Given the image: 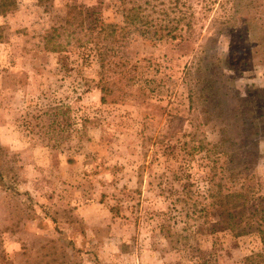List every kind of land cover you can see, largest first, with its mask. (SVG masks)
Instances as JSON below:
<instances>
[{"label": "rangeland", "instance_id": "obj_1", "mask_svg": "<svg viewBox=\"0 0 264 264\" xmlns=\"http://www.w3.org/2000/svg\"><path fill=\"white\" fill-rule=\"evenodd\" d=\"M5 2L0 264H202V252L213 254L214 264H247L264 254L258 233L234 237L215 227L210 234L218 220L205 197L223 160L215 165L188 138L197 128L216 143L223 129L235 136L245 112L248 119L262 113L260 15L244 14L220 34L212 21L229 16L234 0H209L195 10L191 42L136 37L127 50L135 83L102 103L97 65L85 60L79 42L68 45L51 33L65 7L97 0ZM98 6L106 23L122 25L118 0ZM206 70L213 97L200 93L191 105L189 86L202 89ZM255 126L260 134L239 155L252 175L245 197L261 206L264 123ZM233 138L245 146V133ZM232 189L241 191L238 183ZM203 206L209 209L197 213Z\"/></svg>", "mask_w": 264, "mask_h": 264}, {"label": "trees", "instance_id": "obj_2", "mask_svg": "<svg viewBox=\"0 0 264 264\" xmlns=\"http://www.w3.org/2000/svg\"><path fill=\"white\" fill-rule=\"evenodd\" d=\"M102 1L104 0H97V6L92 7H65L64 17L59 21L61 27L53 28L51 33L56 39H64L68 45H72L73 42L81 44L79 48H82L85 60L94 62L101 73L98 87L102 93L101 102L105 103L115 89L124 96L126 88L135 83V68L129 63L127 50L136 37L155 42L163 40L178 41V44L191 42L192 27L196 20L195 10L200 5L206 9L209 0H118L122 16L121 26L108 24L103 20L98 11V5H101ZM232 4L229 16L218 17L212 21V25L216 24L220 34L228 28H234L237 18L244 14L249 16L255 12L264 19V0H234ZM9 7L7 2L0 5L3 11ZM1 39L0 29V41ZM206 71L202 89H192L189 86L188 97L191 105L194 96L200 93L213 97L214 77ZM115 102L116 100L112 101ZM246 116L245 112V122L236 128L239 130L234 134L240 137L245 133L246 143L243 147L236 143V139L233 138L235 136L228 129L221 131L220 140L216 143H207L197 128L191 131L188 138L195 143L196 148L214 158L215 165L223 160L219 171L213 169L215 178L210 180L208 195L205 197L210 201L209 208L216 213L218 220L210 223V234L215 232V227L221 231H229L234 237L258 233L264 245V203L261 206L250 205L252 199L245 197V193L250 194L253 190L250 187L244 188L245 181L250 182L252 175L251 172L245 174L250 170V164L248 162L246 167L245 161L240 162L242 159L239 155L240 150L249 149L250 140L260 134L255 121L264 123V109L255 119H248ZM224 126L229 128L228 124ZM183 146L186 147L187 143H183ZM2 179L0 175V182ZM237 183L241 191L232 189ZM209 208L203 206L197 213L203 214ZM258 209L260 216L257 219L255 211L258 212ZM245 214L249 215L250 221L245 220ZM198 232L199 229L194 232L195 236ZM180 237L184 241L188 240L186 236ZM183 246L186 249V245ZM195 250L201 253L199 249ZM212 256L213 254L202 252V264H214ZM256 257L260 259L256 264H264V254L246 258L245 262L252 264Z\"/></svg>", "mask_w": 264, "mask_h": 264}]
</instances>
